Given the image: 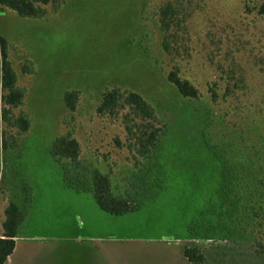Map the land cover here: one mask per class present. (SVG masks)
I'll return each mask as SVG.
<instances>
[{
    "label": "rangeland",
    "instance_id": "rangeland-1",
    "mask_svg": "<svg viewBox=\"0 0 264 264\" xmlns=\"http://www.w3.org/2000/svg\"><path fill=\"white\" fill-rule=\"evenodd\" d=\"M262 1L63 0L40 18L0 8V36L24 89L11 114L31 122L21 135L0 120V139L5 131L8 143L17 142L0 147V227L10 202L23 212L6 264H189L183 248L197 242L188 232L225 240L200 245L203 264H264ZM172 70L197 89L196 99L168 82ZM114 87L139 94L168 125L154 159L159 168L136 210L121 216L102 211L50 154L70 131L80 171L96 168L110 175L116 193L128 189L151 159L127 137V109L96 113L104 90ZM67 92L77 93L73 113L63 101ZM201 132L236 174V226L221 217L231 204L223 208L221 162L204 149Z\"/></svg>",
    "mask_w": 264,
    "mask_h": 264
},
{
    "label": "trees",
    "instance_id": "trees-1",
    "mask_svg": "<svg viewBox=\"0 0 264 264\" xmlns=\"http://www.w3.org/2000/svg\"><path fill=\"white\" fill-rule=\"evenodd\" d=\"M62 1L0 0V8L1 11L4 9L14 11L20 17L40 18L45 14V9L48 6L52 10H56ZM256 12L258 15L264 17V1L256 7ZM161 13V29L166 33L170 29L168 18L166 19L165 17L166 10H163ZM164 47H166V42L163 44ZM22 72H27L24 66H22ZM167 80L182 97L191 99L198 97L197 89L187 80L180 79L176 70H172L168 74ZM23 98L24 89L17 85L16 74L8 60L7 41L0 36V120L9 128L17 129L21 135L28 132L31 124L30 119L23 112H19L14 116L11 114V111L19 108L23 104ZM212 98H214V93L212 94ZM76 100V92H67L63 97L65 107L70 113L75 111ZM124 108L128 110L122 116V124L127 137L134 141L133 143L135 144L137 154L151 159V162L143 166L140 171L142 174L135 181H132L131 185L123 193L120 194L114 191L109 174L101 173L96 168L87 173L80 171V148L77 141L72 137V132L69 131L58 136L50 149L51 156L63 165L64 175L68 177L74 176V178L76 177L82 180L83 187L81 190L90 192L97 206L102 211L114 216L125 215L136 210L137 201H140L142 198L141 192L143 187L152 181V175H154L156 168L158 169V166H160L154 163V159L156 158V152L161 148V140L168 131L167 123L159 119L154 109L139 94L131 91H121L118 87L104 90L96 108V113L98 115L114 117L120 109ZM202 133L201 142L204 149L212 153L213 157L221 162V169L218 174L222 177L220 178L222 183L224 181L223 187L221 188L224 197L223 208L227 205L228 200V204H231L230 208L226 206L227 210L221 217L222 219L225 217L227 219L226 221L229 220L236 226L235 217L232 214V212L234 213V207H232L233 202L230 199V195L233 192L232 182L235 181L234 175L236 174L232 171V168L228 170L227 157L222 153L223 159L221 160L219 158L220 151H213L205 142V135ZM4 135L5 131L1 134V149L6 151L15 148L17 142L11 140L8 143ZM161 178L164 177L156 176L154 180H160ZM228 182L231 184L228 185ZM68 185L74 187L71 183H68ZM22 222V209L18 204L10 202L4 210V221L0 227V264H6L8 257L13 253L18 230ZM229 235L231 236V232ZM187 239L197 242L193 247L183 248V257L189 264H203L204 255L200 250L201 244L211 245L215 242L223 243L225 241L223 239L215 241L214 238H210L208 235L201 237L194 233L190 234V232H188ZM260 246L264 252V244Z\"/></svg>",
    "mask_w": 264,
    "mask_h": 264
}]
</instances>
